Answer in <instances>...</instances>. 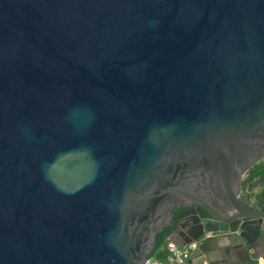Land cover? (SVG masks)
I'll return each mask as SVG.
<instances>
[{
	"label": "water",
	"instance_id": "1",
	"mask_svg": "<svg viewBox=\"0 0 264 264\" xmlns=\"http://www.w3.org/2000/svg\"><path fill=\"white\" fill-rule=\"evenodd\" d=\"M262 160L264 0H0V264L238 263Z\"/></svg>",
	"mask_w": 264,
	"mask_h": 264
},
{
	"label": "built area",
	"instance_id": "2",
	"mask_svg": "<svg viewBox=\"0 0 264 264\" xmlns=\"http://www.w3.org/2000/svg\"><path fill=\"white\" fill-rule=\"evenodd\" d=\"M195 244L180 247L167 239L165 243L155 251L149 264H208L204 259L191 258V251ZM157 255H161L158 257Z\"/></svg>",
	"mask_w": 264,
	"mask_h": 264
},
{
	"label": "trees",
	"instance_id": "3",
	"mask_svg": "<svg viewBox=\"0 0 264 264\" xmlns=\"http://www.w3.org/2000/svg\"><path fill=\"white\" fill-rule=\"evenodd\" d=\"M253 179H259V181L261 182L260 183L261 185H260V189L256 193L252 192L250 195H248V199L250 200V198L253 197L255 199L254 205L256 207L264 210V160H262L261 162L258 163V165H256L255 173L252 176L251 180H253ZM187 213H189V211L185 210L182 214H180L177 218H175L173 220L172 224L170 225L169 229L167 230L165 236L163 237V239L160 242L156 251L165 243V241L173 233V231L175 230V227L177 225L178 220L181 219ZM154 255H156V254H154ZM157 256L161 257V255H157Z\"/></svg>",
	"mask_w": 264,
	"mask_h": 264
},
{
	"label": "crops",
	"instance_id": "4",
	"mask_svg": "<svg viewBox=\"0 0 264 264\" xmlns=\"http://www.w3.org/2000/svg\"><path fill=\"white\" fill-rule=\"evenodd\" d=\"M253 182L254 183L256 182L255 183L256 186L251 191L256 193L260 189L261 182L259 181V179H254ZM250 201H252V203H255V199L253 197L250 198ZM226 254L229 255L228 252H226ZM249 254L250 255L248 256V259H247V256H245L244 254H241V260L238 263H234V264H264V234L261 237V239L255 245L251 247ZM200 259L201 258H198L197 260H200Z\"/></svg>",
	"mask_w": 264,
	"mask_h": 264
},
{
	"label": "flooded vegetation",
	"instance_id": "5",
	"mask_svg": "<svg viewBox=\"0 0 264 264\" xmlns=\"http://www.w3.org/2000/svg\"><path fill=\"white\" fill-rule=\"evenodd\" d=\"M256 165H258V164H256ZM256 165H254L252 168H250V170H254V173H255V168H256ZM254 175V174H253ZM252 175V176H253ZM252 178V177H251ZM254 180V179H253ZM251 181V179L249 180V182ZM248 182V183H249ZM254 183V182H253ZM253 183H250L249 184V191H251L252 189H254L255 188V183L253 184ZM243 191H244V188H243ZM249 199H248V197H247V201H248ZM188 211H189V213H187L186 215H184L181 219H179L178 220V222L177 223H179V222H189L188 220H186L189 216H196V215H198V216H200L202 219H214L215 217H214V215L213 214H210L207 210H205V209H203V208H201V207H199V208H191V209H187ZM186 220V221H185Z\"/></svg>",
	"mask_w": 264,
	"mask_h": 264
},
{
	"label": "rangeland",
	"instance_id": "6",
	"mask_svg": "<svg viewBox=\"0 0 264 264\" xmlns=\"http://www.w3.org/2000/svg\"><path fill=\"white\" fill-rule=\"evenodd\" d=\"M250 202H252V201H250Z\"/></svg>",
	"mask_w": 264,
	"mask_h": 264
}]
</instances>
